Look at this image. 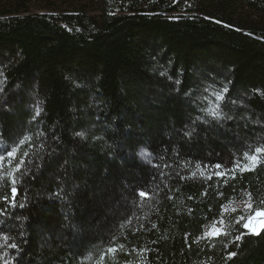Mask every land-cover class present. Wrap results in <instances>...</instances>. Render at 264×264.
I'll return each mask as SVG.
<instances>
[{"label": "trees", "instance_id": "16d2710c", "mask_svg": "<svg viewBox=\"0 0 264 264\" xmlns=\"http://www.w3.org/2000/svg\"><path fill=\"white\" fill-rule=\"evenodd\" d=\"M258 211L264 0H0V264H264Z\"/></svg>", "mask_w": 264, "mask_h": 264}, {"label": "snow or ice", "instance_id": "6c2138e0", "mask_svg": "<svg viewBox=\"0 0 264 264\" xmlns=\"http://www.w3.org/2000/svg\"><path fill=\"white\" fill-rule=\"evenodd\" d=\"M216 99H222V97H216ZM261 151V149L257 148L256 152L259 153ZM9 155L11 156L12 153H9ZM258 159V157L256 155H252L251 156V160L253 162H255ZM215 167L217 169L221 168L222 165L217 164L215 165ZM217 175H222V173H217ZM12 197L15 199L17 196V192L18 189L13 187L12 190ZM141 195H143V193H141ZM241 221H243V223H241ZM237 223H240L241 228L244 230L241 232L240 236H237V240L241 239L243 237V235L246 234H252V235H259L261 232H264V211H258L255 213V215H249L247 218L241 216L239 218V220H237ZM222 234V230L220 229H213L212 231V235L213 236H219ZM12 247H16V245H12ZM110 251H114L112 249H110ZM231 255H235L234 253H232Z\"/></svg>", "mask_w": 264, "mask_h": 264}, {"label": "rangeland", "instance_id": "374dc122", "mask_svg": "<svg viewBox=\"0 0 264 264\" xmlns=\"http://www.w3.org/2000/svg\"><path fill=\"white\" fill-rule=\"evenodd\" d=\"M30 10H32V11H34V12H39L38 10H36V7H33V8L30 9ZM236 206L239 207V209H240V208H245V207H246L245 205H243V204H241V203H237ZM212 231H213V227H210V228L207 230V234H208L209 236H213V235H212ZM214 237H215V236H214Z\"/></svg>", "mask_w": 264, "mask_h": 264}]
</instances>
